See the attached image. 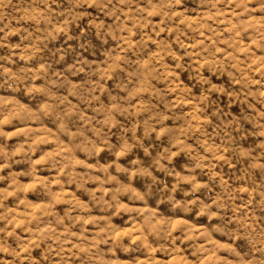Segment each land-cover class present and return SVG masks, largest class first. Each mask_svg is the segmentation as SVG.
<instances>
[{
  "label": "clouds",
  "instance_id": "clouds-1",
  "mask_svg": "<svg viewBox=\"0 0 264 264\" xmlns=\"http://www.w3.org/2000/svg\"><path fill=\"white\" fill-rule=\"evenodd\" d=\"M0 264H264V0H0Z\"/></svg>",
  "mask_w": 264,
  "mask_h": 264
}]
</instances>
